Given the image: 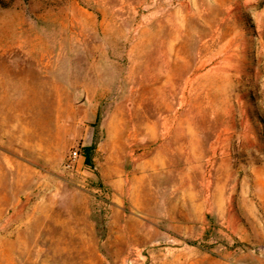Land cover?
<instances>
[{"label":"rangeland","instance_id":"obj_1","mask_svg":"<svg viewBox=\"0 0 264 264\" xmlns=\"http://www.w3.org/2000/svg\"><path fill=\"white\" fill-rule=\"evenodd\" d=\"M32 248L264 264V0H0V264Z\"/></svg>","mask_w":264,"mask_h":264},{"label":"bare ground","instance_id":"obj_2","mask_svg":"<svg viewBox=\"0 0 264 264\" xmlns=\"http://www.w3.org/2000/svg\"><path fill=\"white\" fill-rule=\"evenodd\" d=\"M20 255H21V257H24L25 255H27V259H26V261H24V264H39V262H36V261L31 260V256L34 255L37 258H40L41 257V253L34 251L33 248L32 249H28L24 253H20Z\"/></svg>","mask_w":264,"mask_h":264},{"label":"built area","instance_id":"obj_3","mask_svg":"<svg viewBox=\"0 0 264 264\" xmlns=\"http://www.w3.org/2000/svg\"><path fill=\"white\" fill-rule=\"evenodd\" d=\"M78 157H79V154H78L77 151H74V152H72V153L70 154V159H71L72 161H75Z\"/></svg>","mask_w":264,"mask_h":264}]
</instances>
